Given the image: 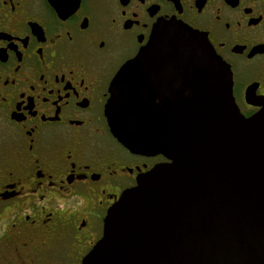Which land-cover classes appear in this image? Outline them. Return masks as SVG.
I'll return each mask as SVG.
<instances>
[{
  "label": "flooded vegetation",
  "instance_id": "flooded-vegetation-1",
  "mask_svg": "<svg viewBox=\"0 0 264 264\" xmlns=\"http://www.w3.org/2000/svg\"><path fill=\"white\" fill-rule=\"evenodd\" d=\"M206 34L249 117L264 102V0H0V264H83L104 219L167 161L132 152L110 86L155 27Z\"/></svg>",
  "mask_w": 264,
  "mask_h": 264
},
{
  "label": "water",
  "instance_id": "water-1",
  "mask_svg": "<svg viewBox=\"0 0 264 264\" xmlns=\"http://www.w3.org/2000/svg\"><path fill=\"white\" fill-rule=\"evenodd\" d=\"M245 117L208 36L158 24L114 77L106 116L132 152L164 156L124 191L83 264H264V102Z\"/></svg>",
  "mask_w": 264,
  "mask_h": 264
}]
</instances>
